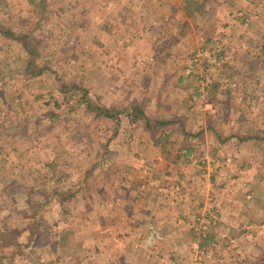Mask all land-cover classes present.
Instances as JSON below:
<instances>
[{
	"label": "rangeland",
	"instance_id": "rangeland-1",
	"mask_svg": "<svg viewBox=\"0 0 264 264\" xmlns=\"http://www.w3.org/2000/svg\"><path fill=\"white\" fill-rule=\"evenodd\" d=\"M31 5L26 0H0V22L18 26L21 31V26L27 25L29 45L49 75L27 79L13 88L1 85L0 94L3 91L12 96L20 92L22 100L14 98L10 105L33 114L28 134L35 135L36 140L48 139L59 157L56 155L50 161L53 166L49 165L47 176L43 166L49 163L27 164L19 159L0 173L3 183H10L4 189L0 187V264H264V225L259 224L264 222V137L254 139L264 136L263 32L258 19L249 20L246 26H236L234 20L228 33L222 30L238 8L245 10L243 14L264 13V0H194L187 4L196 8L190 27L176 24L174 36L166 43L165 34H160L142 44H137V34H97L100 43L96 44L90 43L89 35L72 30L68 35L58 34L61 29L55 26L56 20L51 17L42 22L44 10ZM50 8L52 14L56 7ZM32 11L33 19L28 13ZM200 11L201 15L194 14ZM63 20L67 22L66 17ZM238 35H242L243 47ZM177 38L181 42L177 43ZM7 54L2 64L11 67L13 61L17 70L29 58L27 51L17 50L20 58L10 62L12 55ZM234 58H239V62L246 60L243 69L228 68ZM251 64L255 68L248 71ZM232 72L234 81L228 79L222 84ZM214 83L218 86L214 87ZM85 90L103 105L140 104L152 120L208 122L215 132L195 138L197 147L188 160L180 155L181 132L171 129V124L161 126L160 129L171 133V140L165 143L172 167H165L167 175L160 174L163 180L161 170L154 168L160 146L150 149L146 132H141L137 141L141 144L134 150L127 143L130 147L126 154L113 152L116 161L109 172L97 168L92 177L88 168L102 162L105 144L113 134L108 125H114L85 112L79 101ZM181 110L183 118L177 114ZM45 112L54 115L46 117L50 130L41 136L36 126L40 114L44 116ZM123 133L128 140L136 135L130 130ZM251 134V139L238 140L239 135ZM217 136L220 140L228 139L225 146L219 145ZM61 174L64 176L58 182ZM80 175L85 177L81 179ZM107 175L113 180L126 177L133 188L127 197L132 194L134 199L117 201L115 183H119V178L108 187L106 180H99ZM13 180L16 182L11 183ZM164 181L166 187L158 189L157 185ZM138 184H144L143 189ZM53 188H59V194L51 195ZM183 189L194 190L197 195L190 199L191 196L182 195ZM157 190L170 194V199ZM60 196L68 199L59 204ZM47 199L50 203L35 214L38 204ZM132 214L135 217L131 219ZM55 221L57 227L53 226ZM37 223L42 227L50 224L43 232L45 235L58 228L61 232L38 247L33 243ZM117 234L124 241L115 240ZM200 241L206 243L201 246ZM40 250L47 254L42 262L37 258ZM63 252L68 256L66 260L59 255ZM112 252L126 253L113 260L108 258ZM96 254L100 256L88 259ZM254 254L259 257L254 259Z\"/></svg>",
	"mask_w": 264,
	"mask_h": 264
},
{
	"label": "crops",
	"instance_id": "crops-1",
	"mask_svg": "<svg viewBox=\"0 0 264 264\" xmlns=\"http://www.w3.org/2000/svg\"><path fill=\"white\" fill-rule=\"evenodd\" d=\"M14 2L17 3L18 0H14ZM26 2L32 4L33 6L31 5V7L33 9L36 6H40L42 10H44V15L41 18L42 22L44 19L45 21H50L51 17L54 18L57 22L55 26L57 27V29L58 28L61 29V31H59L58 34L62 32L63 34L68 35L70 30H72V33L76 32V34H81V35L87 34L89 35L88 40L90 41V43L92 42L93 44H96V41L100 43V39L96 38L97 34L99 36H105V35L106 36H113V35L124 36V35L137 34L138 36L137 44L148 43L151 40L152 36L165 34L166 37L164 38L165 40L164 42L166 43V41L169 40L170 36H174L173 29L175 28L176 24L180 25L181 23V27H184L185 29H187L188 27L192 25L191 18L194 16L192 12L194 9L196 10V8H193L192 5L187 6V4L194 3V0H26ZM36 4H39V5H36ZM49 4H53L52 6L56 7L55 10L52 12V14H49V12H51L49 9H53V8H50L52 6H49ZM243 11H245L243 10V8H238L236 10V13H232L233 15L230 16L231 17L229 20L230 22L229 24L226 25L227 28L225 29L222 28V30L228 33V27L230 28L231 26H233L234 20L237 22L235 23L236 26L238 25V23H240V26H246L245 24L249 20L255 19L257 21L258 19V21H260L258 23L259 24L258 27L260 29L261 34L263 32L262 39H264V13L263 11L256 12V13L254 11V14H251V12H249L250 14L249 13L243 14ZM62 12H64V14ZM28 13L29 15H33L29 17L33 19L34 12L32 11ZM200 13L201 11L199 13H194V14L201 15ZM65 17L67 19V22H64L63 20ZM171 20H173L174 22L173 26H171ZM11 27L17 33L19 32L22 33L24 31V33L29 34L28 30H26L27 29L26 24L21 26L23 29L22 31L18 26L13 27V25H11ZM51 29L53 28L51 27ZM232 30L234 31L235 29H232ZM93 36H94V40H93ZM139 36H142V38ZM238 36H239L238 40L240 39L239 45L243 47V44L241 43L242 35H238ZM177 40H175V42ZM250 41L253 42L254 39L250 38ZM179 42L181 41L178 40L177 43ZM137 44L135 48L137 47ZM148 46L149 44H147L146 47L144 48H147ZM240 46L238 47L240 48ZM140 48L142 47L140 46ZM262 49H263V45H261V50ZM17 50H19V52H22V51H26V48L23 46L21 42H18L14 39H9L5 37L4 35H2V33H0V86L2 85L4 88L7 87V84H9L8 86L10 88H13L16 84L20 82L21 84L23 82H26L27 79L31 81V80H34L35 78L43 77V76H46V74H48L47 73L48 70H46L45 68L44 73L39 75V77H35V78L31 77L26 70L27 65L25 61L22 62V69H18V70L15 69V65L13 66L14 63L12 60L14 59V62H16L18 60L17 58H20L19 56H17ZM8 52L12 55V58H10V56L8 57V59L10 58L9 59L10 62L12 61L11 62L12 70H10L11 67H8L7 65H5L6 63L2 64V60L6 58V55H8L7 54ZM234 59H235V62H229L230 64L228 68L230 69L233 68L234 70V68L238 69V67H241L243 69V67L245 66L244 63H246L245 62L246 60H243V62H239L238 61L240 60L239 58H234ZM39 65L41 66L42 64H39ZM254 66H252L251 64L250 66L251 69H249L248 71L254 69L255 68ZM234 76L235 75L233 74V72L232 74H228L226 81H222V84L226 83L228 79L234 81L233 79ZM180 78H183V76ZM3 83L5 85H3ZM195 95L196 96L200 95V97H202L203 94H195ZM6 97L10 100L4 101L3 99H5ZM14 98H15V101L16 100L20 101L22 100V95L19 92L11 96V94H6V92H3V91L0 94V173L5 172L3 171L4 167L9 168L11 164H17L19 160L27 164L45 165L47 163H50V161H52L56 155H57V158L59 157V155L55 152V149L53 148L54 144H50V141L48 139H46L47 141L44 140L43 138L36 140L37 137H35V135L30 136V134H28V130L31 129L32 127L31 120H32L33 114L25 112L26 110L22 109V107L18 108L15 106H11L10 103H13ZM6 104L8 105L7 107H2V105L6 106ZM194 108L196 109V106H194ZM201 109L205 111L204 106ZM177 114L181 115V117L183 118L184 113L182 110ZM204 114L206 116V112ZM48 115L49 114L47 112H45L44 116L40 114V123L36 127L40 129L41 136L42 135L45 136L43 132L47 133L48 130H50V125H48V123L45 122V119ZM98 118L101 120V117H98ZM124 118L122 117V121L120 125L118 126L119 133L117 135H114L115 129L113 128V126L108 125L109 129L113 130V134L108 138L107 143L105 144V149L103 151V154L105 153L104 155L106 156L102 159V162L100 163L97 162L99 166L97 164H93L92 169L89 170V173H88L90 174V176L93 177L94 172H96L97 168L102 169V171L109 172V168L114 167L116 159H114L113 152H117V153H120V155H124L126 154V151L127 149H129L130 146H131V149L134 150V148L137 145L141 144V142L137 143V141H140L139 135H141V132L146 131L145 126L140 122H135V123L130 124L127 118L125 119ZM177 119H180V118H177ZM182 123H184L185 129L189 132L197 133L203 130V133H201V137L203 136V134H206V133L208 135L209 132H211L213 128V126H211L208 122H199L196 124L194 121L189 122L188 120L183 119V122H182V120L180 119V124L179 122L177 124L176 122L171 124V127H172L171 129H173L174 127L175 131H180V125ZM128 130L136 132V135H133V137L130 140H128L127 136L123 133ZM213 130L215 131V129ZM217 130L219 132L223 131L219 125L217 126ZM130 135L132 136V134ZM220 135L226 136V134H220ZM32 137H35V141L32 140L33 139ZM27 139H28V143H27ZM148 140H150L148 141L150 144V149L153 150L157 148V146H159L158 144L155 143V141L152 138H150V136ZM195 140L196 139L194 138V142ZM29 141L33 142L34 144H30ZM227 142L228 140L225 141V143L221 144L220 146H225ZM127 143L128 144L130 143V146H128ZM33 146L36 147L34 150H32ZM49 147L51 150L49 149ZM160 149H159V155L156 156L157 158H155L154 160V164L156 165V166L154 165V168L158 169V171L161 170V172H159V175L165 174V172L168 170L167 169L165 171L164 170L165 167L169 168V170H171V167H172V164L171 165L169 164V161H168L169 158L166 156L161 146H160ZM44 150L45 151L47 150L49 153L47 154L46 152V154H44L43 152ZM96 151L98 152V155H99L100 154L99 148L96 149ZM122 152L124 154H121ZM22 153H23L22 155L23 157L21 156L22 158H18L17 155L18 154L20 155ZM101 163L103 164L102 167H101ZM142 165H143V162H142ZM43 168H44V173L46 174V172L48 173L50 166L48 164V165L43 166ZM92 172H93V175H91ZM78 174H82V172H79ZM47 175H50V173H48ZM109 176L110 175L104 176V178H99V180L104 181V182L106 180L108 187H110L111 184L115 183V180L116 182H118L117 179L119 178V183L118 184L115 183V187L117 190V193H116L117 201L120 202V201L128 200L130 202L131 200L134 199V198L133 199L131 198L132 194H130L127 197L129 192L133 193V188L130 187V183H128L127 180L125 181L126 177L122 178V176L121 177L119 176L118 178H114L113 180V177L109 178ZM3 177H4L3 175L2 176L0 175V180L3 179ZM78 177L81 178L85 176L80 175ZM14 178H17V177H14ZM160 178H162L161 175H160ZM161 180H163V178ZM160 184L162 183L160 182ZM160 184L157 185L158 189L162 190L163 189L162 186L166 187V185H164L165 181L161 186ZM143 185L144 184H141V185L138 184V188L141 187L143 189ZM172 186H175V184H173ZM108 187L105 186L103 188L105 190H109ZM177 189L179 188L177 187ZM161 190H157L159 191L158 194L167 195L169 196V199H170V194H167V193L165 194L161 192ZM184 194L187 197L191 196L190 199H193L195 198V195H197V192L194 190H186L184 191L182 195ZM159 208H161V206ZM134 210H136V208H134ZM134 217H135V214H132L131 219ZM135 219H138L137 216ZM249 223L252 224L250 221ZM259 224L260 226H262L264 225V222L259 223ZM261 228L264 229V227H261ZM117 237L115 238V240L117 239V241H119L120 243V240H123V238L121 237V235L118 236V234H117ZM38 253H39V256L37 258L41 262L44 261L43 255L46 253H42L41 250ZM124 253L126 252H123V254ZM10 254L12 255L13 253H10ZM71 254H69V256ZM123 254H118V253H113V252L108 253V258L116 260L119 258H123ZM36 255L37 254H35L34 257H36ZM59 255H62L64 259L65 257L66 258L68 257L64 252L63 254L59 253ZM96 256L98 257L100 255L96 254V255L91 256V258H89L88 256V259H95ZM258 257L259 256L255 257V254H254L253 258L257 259ZM262 257L264 258V255Z\"/></svg>",
	"mask_w": 264,
	"mask_h": 264
},
{
	"label": "trees",
	"instance_id": "trees-1",
	"mask_svg": "<svg viewBox=\"0 0 264 264\" xmlns=\"http://www.w3.org/2000/svg\"><path fill=\"white\" fill-rule=\"evenodd\" d=\"M39 5V4H36ZM0 33H2V35H4L5 37L9 38V39H14L18 42H21L23 44V46L26 48L27 53L29 54V58L28 60H26V65H27V72L28 74L35 78V77H39V75L43 74L45 71V65L43 64V66H40L39 63L36 60V51L30 47L29 45V40H28V34L26 33H17L15 32L11 26L9 25H5L2 24V22H0ZM264 47V44H263ZM220 54H224V51H221ZM47 70V69H46ZM212 85V84H211ZM214 87L218 86L217 83L213 84ZM212 86V87H213ZM89 93L85 90V92L79 97V101L80 103H83L85 106V112L86 113H91V114H95L97 116H100L101 118L105 119V120H109L113 123V128L114 130V135H117L119 133L118 130V126L120 125L121 121H122V117L127 118L128 122L130 124L135 123V122H140L145 126V132L148 133V135L150 136V138H152L156 144H158L159 146H161L163 148V151L165 152L166 156L169 158L170 155V150H168V146L165 142L170 141V137H171V133L165 132L164 128L160 129L161 126H165L166 124H173L176 122V124L179 122L180 124V119L177 120H164L163 118H154V120H152L148 114L145 112V109L140 105V104H134L132 106H107V105H103L97 102L96 99H94V97H92L91 95H88ZM50 116H53V112L49 113ZM214 128H212V131ZM180 132L182 134V147L179 148L180 151V155L184 158H187L188 160H191L192 157L190 158V156L193 154V152L195 151L196 148V144L194 142V138L200 136L201 137V133H203V130L197 132V133H192L189 132L185 129L184 127V123H182L180 125ZM215 132V131H214ZM220 136H217V138L219 139V145L225 143V141H227L228 139L226 138H222V140H220L219 138ZM264 136H258L254 139H258L261 140L263 139ZM253 138V135H247V136H242L239 135L238 136V140L240 141H245L247 139H251ZM184 151V152H183ZM182 152V153H181ZM105 154V153H104ZM102 156V159L106 156L104 155ZM187 160V161H188ZM101 162V161H100ZM98 162V163H100ZM51 163H49L50 165ZM102 163H101V167H102ZM51 166H53V164H51ZM91 170L92 168H88V170ZM50 170H48L49 173ZM64 175V174H63ZM63 175L61 174L60 178L57 179V181L59 182V180L61 181L63 178ZM44 176H47V174H45ZM83 179V178H81ZM2 180V181H1ZM0 180V187L1 189H4L8 186H10V183H3V179ZM12 182H16L15 180L11 181ZM82 183V180H80L79 185ZM2 184V185H1ZM32 186L28 187L27 190L31 189ZM81 188V186H80ZM80 188H77L79 191ZM19 189H23L22 187H20ZM24 190V189H23ZM26 190V189H25ZM24 190V192H25ZM26 190V191H27ZM53 192L52 194H59L58 192L60 191L59 188H53ZM23 194V193H22ZM61 194L63 195V193L61 192ZM65 194L68 193H64ZM75 193H72L71 196L73 197ZM50 195V194H48ZM47 195V196H48ZM50 195V199H52ZM68 197V196H67ZM67 197H62L60 196V199L57 200L59 204H61V202H65L64 200H67ZM50 202L47 200H45L44 202H41L40 204H38V206L35 208V211L37 213H39L43 207V205L47 206V204H49ZM6 204H10V201L7 202ZM6 206H11V205H6ZM263 223V222H262ZM58 221H55L53 223L54 227H57ZM41 224L38 225L37 223V230L35 233V241H33V243L37 244L38 247L43 246L44 244H46L49 241V238L51 239L52 236H57L60 234L61 229H55L54 233H48L47 235H45L43 232L48 229V226H50V224L44 225L42 227V229L40 228ZM206 238H210L208 236H206ZM207 241V240H206ZM206 241H200L199 244L202 246L206 243ZM3 259V256H0V260Z\"/></svg>",
	"mask_w": 264,
	"mask_h": 264
}]
</instances>
